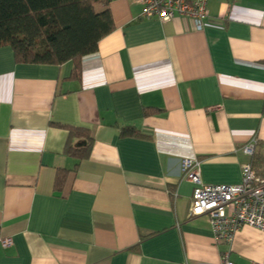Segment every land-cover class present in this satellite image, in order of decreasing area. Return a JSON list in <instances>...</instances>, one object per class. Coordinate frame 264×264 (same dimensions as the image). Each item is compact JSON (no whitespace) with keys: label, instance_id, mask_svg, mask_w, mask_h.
Wrapping results in <instances>:
<instances>
[{"label":"crops","instance_id":"1","mask_svg":"<svg viewBox=\"0 0 264 264\" xmlns=\"http://www.w3.org/2000/svg\"><path fill=\"white\" fill-rule=\"evenodd\" d=\"M107 7L114 30L78 78L71 61L16 63L0 47V239L12 240L0 264L261 262V230L220 243L206 216L189 217L181 161L206 185L239 184L245 165L264 178V0H208L203 30L142 18L132 0ZM59 125L89 129L88 157L65 153Z\"/></svg>","mask_w":264,"mask_h":264},{"label":"trees","instance_id":"2","mask_svg":"<svg viewBox=\"0 0 264 264\" xmlns=\"http://www.w3.org/2000/svg\"><path fill=\"white\" fill-rule=\"evenodd\" d=\"M108 1L0 0V47H11L16 63L62 65L71 61L74 67L70 78H78L81 58L94 53L98 42L114 30ZM99 6L103 9L98 10ZM59 127L68 131L65 153L77 160L88 157L93 143L89 129ZM120 135L144 134L126 126L120 129ZM74 139H83L84 144L73 146ZM253 164L264 170L263 158L255 156ZM59 175L56 187L63 183Z\"/></svg>","mask_w":264,"mask_h":264},{"label":"built area","instance_id":"3","mask_svg":"<svg viewBox=\"0 0 264 264\" xmlns=\"http://www.w3.org/2000/svg\"><path fill=\"white\" fill-rule=\"evenodd\" d=\"M132 1L141 6L142 18L167 22L178 17L190 21L197 30L204 29L209 17L208 0ZM244 151L251 154L252 145L247 146ZM181 173L184 179L194 185L189 217L206 216L217 242L230 244L235 232L242 226L264 232V178L259 177L250 165L242 167L241 182L233 185L203 184L199 175V163L195 159H183ZM0 244L6 248L12 244V240L0 239ZM218 264L235 263L229 260V252H226ZM247 264H264V259Z\"/></svg>","mask_w":264,"mask_h":264}]
</instances>
